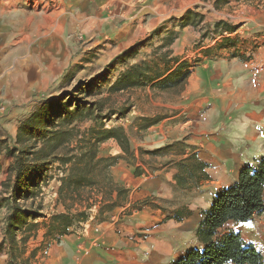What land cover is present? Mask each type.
<instances>
[{
    "label": "crops",
    "instance_id": "0c3cea01",
    "mask_svg": "<svg viewBox=\"0 0 264 264\" xmlns=\"http://www.w3.org/2000/svg\"><path fill=\"white\" fill-rule=\"evenodd\" d=\"M205 1L0 0V98L14 101L59 76L70 51L98 48L97 62L109 59L137 42L143 46L154 29L171 27L196 5L203 7L200 24L227 23L212 54L189 68L170 105L174 114L148 127L138 143L129 139L133 156L110 166L112 180L126 189L121 206L99 219L93 205L85 221L49 238L48 217L64 206L58 201L60 181L54 177L45 185L43 208L51 212L33 220L38 228L27 241L29 264H171L200 245L196 228L215 194L244 165L264 158V0ZM178 31L172 54L196 36L190 24ZM9 115L13 140L27 114ZM4 150L0 181L11 161ZM121 153L118 147L110 151ZM182 174L186 184L178 185L175 176ZM238 223L245 222L228 221L223 228L237 230ZM6 257L0 255V264Z\"/></svg>",
    "mask_w": 264,
    "mask_h": 264
},
{
    "label": "trees",
    "instance_id": "16d2710c",
    "mask_svg": "<svg viewBox=\"0 0 264 264\" xmlns=\"http://www.w3.org/2000/svg\"><path fill=\"white\" fill-rule=\"evenodd\" d=\"M189 12L181 19L180 28L191 22L198 24L202 20L203 16L197 13L194 14L198 17L197 22H193ZM220 25L225 27L227 23L224 20L215 23L216 27ZM168 39L166 45L173 42L174 36ZM164 45L162 42L157 48ZM131 50L130 47L124 53ZM119 58L120 55L112 62ZM153 60L144 59L125 67L107 91L113 94L146 85L153 89L173 91L184 85L190 73L186 60L179 61V58L169 56L166 52ZM102 111L100 101L79 100L65 92L42 99L20 120L12 144L5 145L4 150L5 156L11 161L0 191V202L6 206L0 250L5 249L4 245L7 244L6 253L12 255L14 252L16 257L15 252L24 249L30 237V223L27 220L31 218L33 221L44 216L39 212L42 205L40 201L36 202V198L49 180L48 171L54 164L61 174L58 176L60 183L57 193L58 201L65 211L50 216L47 232L55 230L56 236L62 235L85 221L88 217L86 210L97 200L92 190L101 193L98 208L100 219L123 204L122 197L125 199L126 189L111 179L108 169L122 156L132 157L133 151L124 127H104ZM85 118H90L94 123L80 132L77 122ZM160 118L156 116L143 128L158 123ZM108 139L117 142L122 155H98V145ZM158 150L144 152L154 154ZM180 164L185 166L184 162ZM198 165L200 167L203 164ZM194 169H190V176L195 173ZM175 179L178 185L186 184L185 174L176 175ZM27 201L29 206L25 205ZM76 204L82 205L83 209ZM73 207L75 211H72ZM262 211L264 165H244L237 179L228 187L220 189L203 212V218L196 228L200 245L189 249L171 264H264L262 253L254 244L246 242L239 231L223 228L228 221L248 222ZM31 224L36 226L34 222ZM21 230H24V234L18 238L17 232Z\"/></svg>",
    "mask_w": 264,
    "mask_h": 264
},
{
    "label": "rangeland",
    "instance_id": "374dc122",
    "mask_svg": "<svg viewBox=\"0 0 264 264\" xmlns=\"http://www.w3.org/2000/svg\"><path fill=\"white\" fill-rule=\"evenodd\" d=\"M188 10L190 11V19L193 22H197L198 19V17L194 14L198 13L203 16V14L199 12L203 10L202 6L198 7L196 5L193 8H189ZM200 22L198 24H194L192 22L190 23V25L192 26V30L195 31L196 36L192 40L191 45L181 53L172 54L170 45L173 42H171L169 45H166L169 40L168 38L174 36L175 39L178 36L180 21H175L171 24V27L164 28L166 25H163L162 27L154 29L149 35H147L148 42L143 46L137 45L139 44L137 42L136 46L131 47V51L124 53L126 50L125 49L106 60H104L105 58H100V60L97 62V57L101 52L100 50H98V48H86L84 50V48L81 47V50L70 51L71 56L67 66L64 68L63 72L59 76L51 80L49 84H46L39 90H35V92H33L28 97H22L20 99H17L16 101H14L13 98H0V109L4 107L0 111V161L3 162L4 160L2 157L4 155H2L1 150L5 148V145L12 144V139H8V137L10 136L7 133L6 128L7 123L9 124L10 122L8 121L10 119L9 114L14 111H19V113L24 116L26 114H29V112H31L34 107H36V105H38L39 102L42 101V99L50 98L59 94H63L65 92L71 93L79 100L100 101L103 108V111L101 113L104 116L101 121L104 127L108 128L122 126L128 134L129 139H131V142L133 144L138 143L144 138V136L147 135L148 131L146 129L154 125L151 124L147 128H143L144 126L150 124L151 120H153L157 116L158 118L161 117L158 120V122H160L163 118L174 114L171 112V110L173 109L170 105H172L171 102L176 99V94L178 93L177 90L163 91L159 89H153L150 87V85H146L144 87H135L123 92L110 94L107 91L108 86L115 80L120 71H122L125 67L144 59L150 60V62L154 61L153 59H158L159 56L164 52L168 53L169 56H176L177 58H179V60L180 57L187 55L188 58L185 60L189 64L188 68L196 65L197 62H200L203 56H205L206 54H212V51L209 50L210 48L217 46L216 44L220 42V34L223 33L222 29L224 28V25L216 27L215 23L217 21H215L212 25H202L200 24ZM203 34L204 36H202ZM79 42L82 43L81 41ZM79 42L77 43L78 45L80 44ZM162 42L165 45L162 48L158 49L157 46ZM195 49L198 50L194 52ZM118 55H120V58L115 62H112ZM159 64L163 66L162 63ZM170 121H174V119ZM93 123L94 121L90 118H85L82 121L77 122V127L80 132H83ZM114 147H118L121 150L114 139L105 140L98 145V155L112 156L110 154V151ZM122 154L123 153H121L120 155ZM122 158H125V156H122ZM125 159L127 160V158ZM261 164L264 165V158H262L257 165L252 166L256 167ZM55 165L56 164H54L48 171V176L50 178L46 184H48L49 181L54 177L58 180V176L61 175L60 172L55 169ZM108 170L110 173V167ZM2 181H0V191L2 189ZM45 187L46 186L43 185L42 193L39 194L36 198L37 203L39 201L41 202L42 206L39 212L44 216L45 213L51 212L50 207L43 208V192ZM91 192L93 195H95V197H97V200L95 202L96 204L94 205H97V207L99 208L101 193H96V191L94 190H92ZM179 196L180 197L177 200H182V195L179 194ZM124 200V197H122V202ZM90 201L93 200L91 199ZM25 205L29 206V202H25ZM76 206L80 209H83L82 205L76 204ZM91 207L86 210L88 215L90 214ZM72 211H75L74 207L72 208ZM5 212L6 206L5 204L0 202V232L2 235L0 243L3 239L2 230L4 226ZM50 214L52 215L53 213L51 212ZM106 215L107 213L104 214L103 217ZM50 216L48 217L49 220ZM27 221L28 223H30V231L28 232V235H36L38 226H33L31 224L34 222L31 218ZM34 223L37 224L38 222ZM235 226L237 231L241 233L243 239L246 242L254 244V246H256L258 250H260L264 257V211L256 213L250 221L245 223H238L235 224ZM226 227L229 226L227 225L225 226V228ZM23 234L24 230L18 231L17 237L19 238ZM46 235L49 238H56V231L52 230L46 232ZM27 241L25 243L24 249L22 248L21 250L20 248L15 252L16 257H14V252L12 255L7 254L6 252L8 251V245H4L5 249L0 250V255L3 252L6 253L7 257L5 260V264L28 263L30 257L27 256V251L29 250Z\"/></svg>",
    "mask_w": 264,
    "mask_h": 264
},
{
    "label": "built area",
    "instance_id": "2783aa9c",
    "mask_svg": "<svg viewBox=\"0 0 264 264\" xmlns=\"http://www.w3.org/2000/svg\"><path fill=\"white\" fill-rule=\"evenodd\" d=\"M1 109H3V107L1 108ZM124 211V208L122 209V212Z\"/></svg>",
    "mask_w": 264,
    "mask_h": 264
}]
</instances>
